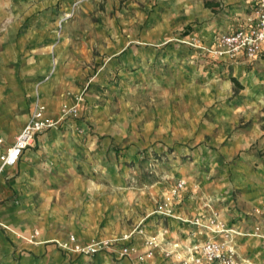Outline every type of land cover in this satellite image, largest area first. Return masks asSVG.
<instances>
[{"label": "crops", "instance_id": "1", "mask_svg": "<svg viewBox=\"0 0 264 264\" xmlns=\"http://www.w3.org/2000/svg\"><path fill=\"white\" fill-rule=\"evenodd\" d=\"M121 1L84 0L82 9L64 21L60 37L58 20L74 0H29L33 8L23 18L10 11L0 15V156L24 129L38 99L46 107V118L58 117L61 106L74 101L88 85L86 112L91 117L90 124L83 126V134L79 132L81 124L46 128L16 163L1 169L0 160V221L4 223L0 226V262H86L90 256L72 253L62 243L71 241V236L76 243L87 244L132 232L126 244L135 245L137 251L125 256V260L139 261V255L145 256L151 250L153 253L146 261L156 257L160 260L169 252L182 264H194L189 249L192 244L212 236L222 240L225 236L195 225L196 218L208 223L217 210L226 227L250 231L254 224L250 213L264 204L262 173L239 175L234 187L208 195L187 181L175 203L176 217H164L158 223L152 220V212L180 177L165 175L145 187H134L124 172L126 169L120 167L119 172L116 158L107 157L131 145L116 143L115 136L126 134L127 126L108 123L110 113L97 104L100 87L115 81L120 61L133 62V54L145 61V53L158 50L132 44L142 41L133 40L139 37L138 31L127 28L132 27L133 20L122 18L123 13L116 9ZM254 1L173 3L182 9L189 7L183 12L186 27L191 26L188 31L193 30L194 21H204V32L198 35L205 39L208 48H214L221 33L248 26ZM91 12L97 20H91ZM216 60L221 66L255 69L264 64V47L254 61ZM53 65L54 72L46 79ZM152 236H157L159 247L147 244ZM236 246L243 257L256 261L259 256L264 264L260 239L238 236ZM119 247H109L103 253L111 258L120 257ZM106 255L101 257L107 258Z\"/></svg>", "mask_w": 264, "mask_h": 264}, {"label": "rangeland", "instance_id": "2", "mask_svg": "<svg viewBox=\"0 0 264 264\" xmlns=\"http://www.w3.org/2000/svg\"><path fill=\"white\" fill-rule=\"evenodd\" d=\"M83 1L74 0L58 20L59 37L64 21L82 9ZM30 7L29 0H0V15L10 11L23 18ZM116 9L123 13L122 18L133 20L127 28L139 32L133 40L142 42L133 45L158 48L145 53V61L136 57L139 54H133V62L120 61L115 81L98 92L97 104L111 116L108 123L127 126L128 132L114 139L131 148L107 156L116 158L118 171L125 168L134 187L171 175L189 181L207 195L234 187L239 175L264 174V64L244 70L221 66L198 35L204 32V21H194L193 30L188 31L183 12L189 7L179 8L173 0H122ZM91 13V20H97ZM119 23L124 28L123 22ZM88 90L86 85L74 101L61 106L58 117L51 118L56 123L51 128L81 124L79 132L84 133L83 126L91 121L86 112ZM240 191L238 186L237 193ZM103 251L88 255L86 262L76 259L70 264H182L169 252L160 260L129 262L125 256L111 258ZM261 260L256 256V261H251L261 264Z\"/></svg>", "mask_w": 264, "mask_h": 264}, {"label": "built area", "instance_id": "3", "mask_svg": "<svg viewBox=\"0 0 264 264\" xmlns=\"http://www.w3.org/2000/svg\"><path fill=\"white\" fill-rule=\"evenodd\" d=\"M264 47V0H255L253 11L249 17V24L233 32L221 33L217 45L208 51L213 58H225L236 61H254ZM45 105L38 99L31 113L28 123L17 135L12 145L8 146L0 156L1 169L17 162L23 152L33 145L36 137L46 128L55 126V121L45 117ZM187 186L185 179H179L170 189V193L161 202H158L152 215L161 217H176L175 203ZM254 216V224L250 231H244L235 226L226 227L220 220L219 211L214 210L208 223L196 218L194 224L211 229L214 234L224 233L222 240L214 238L190 246V254L197 264H254L250 259L243 257L236 246L238 236H253L260 239L264 246V204L257 205L250 213ZM0 224H3L0 221ZM137 230V229H136ZM139 230V229H138ZM133 233H125L121 237L93 240L87 244L76 243L75 237L71 241L62 243V247L70 252L86 255H95L109 247L120 245L119 255L129 256L136 253L135 245L126 244ZM147 244L158 246L157 236L147 239ZM150 250L145 256L139 255L140 260L152 255Z\"/></svg>", "mask_w": 264, "mask_h": 264}, {"label": "trees", "instance_id": "4", "mask_svg": "<svg viewBox=\"0 0 264 264\" xmlns=\"http://www.w3.org/2000/svg\"><path fill=\"white\" fill-rule=\"evenodd\" d=\"M208 4H210V3L208 2ZM188 28H191V26H189ZM234 80H236V79H234ZM237 84H239V83H237ZM151 218H152V220H159V219L164 218V217H161L159 215H153Z\"/></svg>", "mask_w": 264, "mask_h": 264}]
</instances>
